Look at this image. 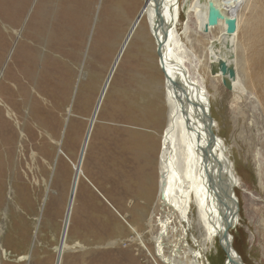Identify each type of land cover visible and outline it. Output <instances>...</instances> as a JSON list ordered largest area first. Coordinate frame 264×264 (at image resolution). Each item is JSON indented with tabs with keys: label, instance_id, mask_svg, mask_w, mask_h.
I'll return each mask as SVG.
<instances>
[{
	"label": "rangeland",
	"instance_id": "374dc122",
	"mask_svg": "<svg viewBox=\"0 0 264 264\" xmlns=\"http://www.w3.org/2000/svg\"><path fill=\"white\" fill-rule=\"evenodd\" d=\"M12 1L0 0V81L25 30L42 18L37 13L41 0ZM183 1L177 32L190 51L195 75L209 92L215 133L241 181L234 191L240 222L230 230L231 248L245 264H264V0H218L224 15H236L232 34H227L222 18L205 30L208 0H190L185 15ZM54 2L53 56L48 64L36 66L47 83L41 101L49 114L18 131V146L22 135L26 137L22 150L16 146L14 158L5 166L0 163V264H164L144 225L154 209L167 108L143 0ZM119 50L122 54L78 162L92 111ZM219 61L234 66V78L217 70ZM211 67L217 70L213 75ZM137 179L143 182L141 200L132 195ZM137 201L140 207L146 201L148 205L134 210ZM138 216L139 230L134 222ZM181 230L188 233L186 225ZM190 236L185 235L188 247L193 246ZM217 247L206 256L210 264L223 263L225 252Z\"/></svg>",
	"mask_w": 264,
	"mask_h": 264
},
{
	"label": "bare ground",
	"instance_id": "6f19581e",
	"mask_svg": "<svg viewBox=\"0 0 264 264\" xmlns=\"http://www.w3.org/2000/svg\"><path fill=\"white\" fill-rule=\"evenodd\" d=\"M214 2L220 9L218 0ZM39 3L37 13L42 18L36 26H28L30 28L25 30L18 51L0 81V95L3 93L0 97V163L4 166L15 156L17 132L32 127L42 114H49L44 111L41 101L47 83L36 66L40 62L46 65L49 55L53 56L56 32L55 23L50 21V9L55 2L41 0ZM189 3L190 0L183 1L182 14H187ZM68 5L70 7V3ZM143 10L155 46L161 47L158 64L163 72L167 108L166 122L160 134L154 209L143 224L164 264H174L173 259L176 258L188 264H210L206 256L208 253L212 255L213 249L217 251V246L225 252L221 264H245L231 248L229 235L230 230L236 229L240 222L239 201L234 191L241 181L225 143L215 133L216 122L211 114L209 92L195 75L196 67L190 51L177 32L179 0H143ZM228 15L236 17L235 13ZM24 107L27 109L25 113L22 111ZM17 122L20 124L17 125ZM22 136L23 142L18 146L21 150L26 140L25 135ZM81 164L77 165L79 171ZM136 184L134 192L130 193L138 194L137 199L141 200L143 182L137 179ZM128 189L131 188L128 186ZM148 201L143 203L144 207H140L141 202L137 201L132 209L138 211L145 208ZM134 222L139 230L142 218L138 216ZM184 225L192 238L191 247L186 245L185 235L188 233L181 230ZM137 233L142 239V233ZM62 248L63 245L61 254ZM164 252L172 257L164 255Z\"/></svg>",
	"mask_w": 264,
	"mask_h": 264
},
{
	"label": "water",
	"instance_id": "95a60500",
	"mask_svg": "<svg viewBox=\"0 0 264 264\" xmlns=\"http://www.w3.org/2000/svg\"><path fill=\"white\" fill-rule=\"evenodd\" d=\"M224 19L225 23H226V31L228 34H232L235 32V28H236V17L234 15H223L220 12L219 7L215 4L214 0H208L207 1V24L205 26V30L207 29L208 26H212L214 24H216L218 19ZM136 19V22L139 19V16ZM156 53L157 56L159 58V56H161V47L157 46L156 47ZM122 54V50H119L117 56L115 57L114 61L112 62L110 69L106 75L105 81L103 83V86L101 88L100 94L98 96L97 102L94 106V109L92 111L87 129H86V133H85V137L83 139L82 142V146H81V151H80V155L78 158V162L81 160L83 153H84V148L86 146V143L88 141V137L90 135L91 129H92V125L94 122V118L97 114V111L99 109V105H100V101L104 95V92L106 90V87L108 85V82L112 76L113 71L115 70L116 64L119 60L120 55ZM217 70H219L222 74H229V76L231 78H234V66H232V64L228 65L225 61H219L218 62V67ZM216 68L211 67L210 72L211 74H215V72L217 71ZM224 84L226 85V87H229L228 82H224ZM76 174H74L73 176V180H72V184H71V189H70V195L68 198V203H67V207H66V212H65V217H64V222H63V227L61 230V236H60V242H59V246L57 248V263H59V259H60V254H61V247L64 243V239H65V235H66V229H67V224H68V218H69V214H70V209H71V204H72V199L74 197V192H75V188H76ZM227 232V229L225 230V233ZM227 257H229V255H227Z\"/></svg>",
	"mask_w": 264,
	"mask_h": 264
},
{
	"label": "trees",
	"instance_id": "16d2710c",
	"mask_svg": "<svg viewBox=\"0 0 264 264\" xmlns=\"http://www.w3.org/2000/svg\"><path fill=\"white\" fill-rule=\"evenodd\" d=\"M236 248V247H235ZM237 250V249H236ZM238 251V250H237Z\"/></svg>",
	"mask_w": 264,
	"mask_h": 264
}]
</instances>
